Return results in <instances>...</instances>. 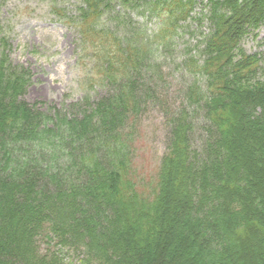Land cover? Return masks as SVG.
I'll return each instance as SVG.
<instances>
[{
  "label": "trees",
  "instance_id": "1",
  "mask_svg": "<svg viewBox=\"0 0 264 264\" xmlns=\"http://www.w3.org/2000/svg\"><path fill=\"white\" fill-rule=\"evenodd\" d=\"M82 1L71 21L79 56L91 61V87L116 94L97 111V123L60 117L50 126L53 117L35 120L17 103L29 71L14 65L0 30V97L12 99L0 100V133L10 139L0 142V264H62L42 250L49 234L98 264H155L149 250L158 244L170 247L158 264H264V66L241 48L264 24V0ZM133 13L155 17L161 27L141 35L130 29ZM187 20L202 38L183 60L194 81L187 107L169 121L173 142L158 187L147 193L132 179L123 129L132 122L129 111L139 114L134 84L149 85L150 55L171 48ZM201 115L208 138L200 153L192 140ZM240 141L249 153L239 152Z\"/></svg>",
  "mask_w": 264,
  "mask_h": 264
},
{
  "label": "rangeland",
  "instance_id": "2",
  "mask_svg": "<svg viewBox=\"0 0 264 264\" xmlns=\"http://www.w3.org/2000/svg\"><path fill=\"white\" fill-rule=\"evenodd\" d=\"M79 5V0H0V30L7 35L11 60L14 65H23L29 71V82L17 103L25 102L35 120L37 117L44 121L53 117L50 126L60 124V117L79 123H97V111L103 105L112 104L111 100L116 95L111 87H91V80H86V67L78 64V33L68 21L76 17ZM200 9L201 5L196 10L200 12ZM144 18L147 17L138 15L137 21L148 30V35H152L160 22L155 17ZM184 24L185 28H182L171 48L164 50L160 47L150 55L155 60L150 68L149 85L143 86L141 82L138 86L134 84L139 93V114L129 111L132 114H128L127 119L132 122H126L123 129L130 138L132 179L140 190L147 193L155 192L158 187V172L173 142L169 121L180 109L187 107L188 87L194 81L183 60L188 53L195 54L202 38L194 32L193 27L196 29L197 23L187 20ZM201 31L205 34L209 32L206 23ZM241 48L246 55L258 56L264 66V24L244 36ZM0 100L12 99L0 97ZM202 121L201 115L192 140L194 150L200 153L208 138ZM242 134L245 136L246 132ZM3 140L7 144L10 139L0 133V142ZM244 144L240 141L241 154L243 147L249 153ZM244 155L250 160V154ZM177 168H180L179 163ZM172 197L174 199L171 198L166 216L168 223L175 217V211H171L170 207L178 200L177 193H173ZM186 197L182 201L187 202ZM181 214L176 213L178 226L183 222ZM40 243L42 250L55 254L62 264L99 263L91 260L84 250L65 246L50 234ZM190 249V246L185 249L187 255ZM152 250H149L154 252L152 263H166L170 254L168 245L158 244ZM193 260L199 263L196 257Z\"/></svg>",
  "mask_w": 264,
  "mask_h": 264
}]
</instances>
